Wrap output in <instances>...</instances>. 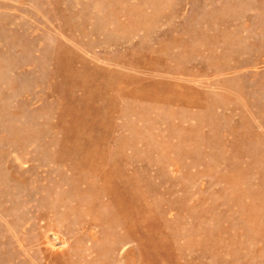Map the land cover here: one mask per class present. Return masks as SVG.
Returning a JSON list of instances; mask_svg holds the SVG:
<instances>
[{
	"label": "rangeland",
	"instance_id": "rangeland-1",
	"mask_svg": "<svg viewBox=\"0 0 264 264\" xmlns=\"http://www.w3.org/2000/svg\"><path fill=\"white\" fill-rule=\"evenodd\" d=\"M0 264H264V0H0Z\"/></svg>",
	"mask_w": 264,
	"mask_h": 264
}]
</instances>
